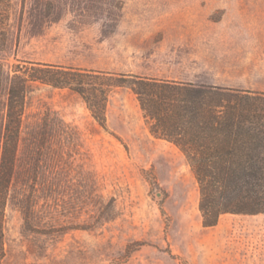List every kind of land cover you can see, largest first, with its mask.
Wrapping results in <instances>:
<instances>
[{
	"label": "rangeland",
	"instance_id": "rangeland-1",
	"mask_svg": "<svg viewBox=\"0 0 264 264\" xmlns=\"http://www.w3.org/2000/svg\"><path fill=\"white\" fill-rule=\"evenodd\" d=\"M103 17L95 42L112 44L83 45ZM55 56L264 91V0H0V156L15 66ZM16 164L2 264H264V214L204 226L184 154L128 89L111 94L105 129L77 93L31 83Z\"/></svg>",
	"mask_w": 264,
	"mask_h": 264
},
{
	"label": "trees",
	"instance_id": "trees-1",
	"mask_svg": "<svg viewBox=\"0 0 264 264\" xmlns=\"http://www.w3.org/2000/svg\"><path fill=\"white\" fill-rule=\"evenodd\" d=\"M13 71L0 156V264L26 94L34 82L77 93L105 129L111 94L130 90L150 132L178 147L190 165L204 226L226 213L264 214V91L41 61Z\"/></svg>",
	"mask_w": 264,
	"mask_h": 264
},
{
	"label": "crops",
	"instance_id": "crops-1",
	"mask_svg": "<svg viewBox=\"0 0 264 264\" xmlns=\"http://www.w3.org/2000/svg\"><path fill=\"white\" fill-rule=\"evenodd\" d=\"M106 20V17H103L101 18V20H98V21H92V20H89L88 22H91L90 24L91 25H87L85 26L84 28V34L85 36L83 37V41H86V43H82L83 45H86L87 47L88 46H108V45H111L112 44V40H113V37H104L102 39V42L99 43V44H96L95 42V38H97V35L99 37L100 33H99V30H97V27L94 26V23L97 22V23H100V22H105ZM63 39H68V40H71V43L69 45H76V42L79 38L76 37H63V36H60V37H57V40H63ZM39 61H42V62H50V63H58V64H64L66 63V60L63 59V58H60V57H46V58H42L40 59ZM80 67V66H79ZM82 68H86V69H94V70H113V69H117V68H114V67H106V66H98V67H82ZM167 78V77H165ZM170 79H175V78H170ZM177 80H185V79H177ZM185 81H190V80H185Z\"/></svg>",
	"mask_w": 264,
	"mask_h": 264
}]
</instances>
